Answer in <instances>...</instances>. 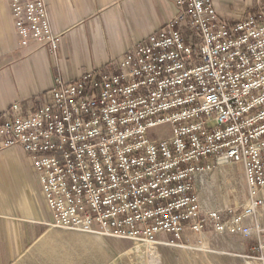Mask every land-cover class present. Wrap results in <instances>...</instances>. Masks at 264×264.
<instances>
[{"label": "built area", "instance_id": "obj_1", "mask_svg": "<svg viewBox=\"0 0 264 264\" xmlns=\"http://www.w3.org/2000/svg\"><path fill=\"white\" fill-rule=\"evenodd\" d=\"M8 1L20 47L56 58L46 1ZM172 2L116 67L57 78L38 108L12 105L0 151L32 159L53 228L151 244L211 229L264 251V5L228 22L213 0ZM231 164L246 202L205 209L198 186Z\"/></svg>", "mask_w": 264, "mask_h": 264}, {"label": "crops", "instance_id": "obj_2", "mask_svg": "<svg viewBox=\"0 0 264 264\" xmlns=\"http://www.w3.org/2000/svg\"><path fill=\"white\" fill-rule=\"evenodd\" d=\"M45 1L53 31L61 35L56 58L46 48L20 47L9 1L0 0V124L15 103L35 109L47 102L57 78L71 81L116 67L131 47L177 13L172 0ZM213 2L228 22L264 5V0ZM51 223L32 159L20 146L0 151V264H16L48 234Z\"/></svg>", "mask_w": 264, "mask_h": 264}, {"label": "rangeland", "instance_id": "obj_3", "mask_svg": "<svg viewBox=\"0 0 264 264\" xmlns=\"http://www.w3.org/2000/svg\"><path fill=\"white\" fill-rule=\"evenodd\" d=\"M214 173L198 186L205 209L236 208L246 202L241 164ZM260 223L264 228V216ZM160 241L151 244L52 228L16 264H264V251L254 236L221 235L209 229L201 236L186 234L180 241L162 235Z\"/></svg>", "mask_w": 264, "mask_h": 264}, {"label": "bare ground", "instance_id": "obj_4", "mask_svg": "<svg viewBox=\"0 0 264 264\" xmlns=\"http://www.w3.org/2000/svg\"><path fill=\"white\" fill-rule=\"evenodd\" d=\"M140 246V245H139ZM138 246H136V249H137ZM249 264V263H248Z\"/></svg>", "mask_w": 264, "mask_h": 264}]
</instances>
